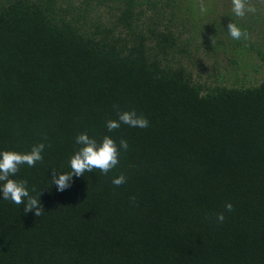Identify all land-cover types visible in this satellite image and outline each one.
Segmentation results:
<instances>
[{"label":"trees","instance_id":"obj_1","mask_svg":"<svg viewBox=\"0 0 264 264\" xmlns=\"http://www.w3.org/2000/svg\"><path fill=\"white\" fill-rule=\"evenodd\" d=\"M194 1L0 0V148L46 145L15 177L41 215L0 201V264H264V0L207 77ZM133 108L114 169L50 185Z\"/></svg>","mask_w":264,"mask_h":264},{"label":"clouds","instance_id":"obj_2","mask_svg":"<svg viewBox=\"0 0 264 264\" xmlns=\"http://www.w3.org/2000/svg\"><path fill=\"white\" fill-rule=\"evenodd\" d=\"M232 13L235 17H243L247 13L254 12L255 9L250 7L246 0H231ZM233 20V19H232ZM227 33L233 40H239L245 35L242 28L235 22L227 25ZM149 119L136 109L118 110L117 119L106 121L107 133L102 138L90 135L88 132H80L75 137V143L78 146L71 155L68 166L69 171H61L56 174V168L50 178V185H55L58 192H63L71 187L75 177L84 175L86 172H93L94 169L100 170L107 174L119 164L121 150L127 151L129 143L127 139L121 138L119 144L116 139L110 135L122 124L131 128H147ZM45 143L33 145L30 151L21 152L17 150L0 148V201H11L16 205H23L25 213L35 210V215H41L43 210L41 206V191L38 196L33 195L34 188L29 187L27 179H17L16 174L22 165L34 167L38 161L43 159ZM127 177L124 174L113 177L114 185L126 183ZM49 185V186H50ZM226 210L231 211L232 203L226 204ZM225 214H217V220L223 222Z\"/></svg>","mask_w":264,"mask_h":264},{"label":"rangeland","instance_id":"obj_3","mask_svg":"<svg viewBox=\"0 0 264 264\" xmlns=\"http://www.w3.org/2000/svg\"><path fill=\"white\" fill-rule=\"evenodd\" d=\"M246 3L249 5L247 0ZM194 7L193 16L198 25L196 24L197 27L192 33L199 34L196 39L203 49V61L208 67L206 70H204L206 67L203 69V76L207 77L210 72L214 76L216 73L214 66L227 65L231 61V39L227 33V25L234 22L235 18L242 24L249 13L243 17H235L232 13L231 0H195ZM253 75L262 77L261 72Z\"/></svg>","mask_w":264,"mask_h":264}]
</instances>
